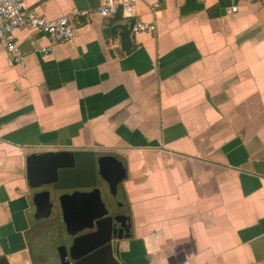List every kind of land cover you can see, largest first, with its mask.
<instances>
[{
    "label": "crops",
    "instance_id": "1",
    "mask_svg": "<svg viewBox=\"0 0 264 264\" xmlns=\"http://www.w3.org/2000/svg\"><path fill=\"white\" fill-rule=\"evenodd\" d=\"M102 2L26 0L83 11L75 37L16 29L24 65L0 43V258L55 264L27 155L89 149L126 167L120 264H264V1L138 0L156 30L126 50Z\"/></svg>",
    "mask_w": 264,
    "mask_h": 264
},
{
    "label": "water",
    "instance_id": "2",
    "mask_svg": "<svg viewBox=\"0 0 264 264\" xmlns=\"http://www.w3.org/2000/svg\"><path fill=\"white\" fill-rule=\"evenodd\" d=\"M131 23L112 28L113 33L121 29L124 50L132 43ZM126 175V167L118 157L97 155L94 150H41L27 155L28 181L38 189L34 195L35 216L49 221L53 230L51 245L57 254L49 261L120 264L116 243L130 237L131 218L117 213L113 201L104 198L103 190L108 188L115 197ZM0 264L10 263L1 257Z\"/></svg>",
    "mask_w": 264,
    "mask_h": 264
},
{
    "label": "built area",
    "instance_id": "3",
    "mask_svg": "<svg viewBox=\"0 0 264 264\" xmlns=\"http://www.w3.org/2000/svg\"><path fill=\"white\" fill-rule=\"evenodd\" d=\"M237 9L236 5L232 7V10ZM82 12L74 8L70 13L52 19L28 7L26 0H0V43L6 45L14 63L24 65V56L12 35L16 29L40 31L49 38L51 44L71 40L76 35V25ZM99 12L102 16L120 15L129 23L133 22V34L156 30V23L136 20L138 0H103ZM50 49V46H46L43 51L47 53Z\"/></svg>",
    "mask_w": 264,
    "mask_h": 264
},
{
    "label": "flooded vegetation",
    "instance_id": "4",
    "mask_svg": "<svg viewBox=\"0 0 264 264\" xmlns=\"http://www.w3.org/2000/svg\"><path fill=\"white\" fill-rule=\"evenodd\" d=\"M113 206H114V209L117 211V213H125L123 211V208L121 207V203L120 202L117 201L116 205L113 204ZM125 214H127V213H125Z\"/></svg>",
    "mask_w": 264,
    "mask_h": 264
}]
</instances>
